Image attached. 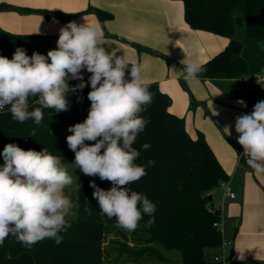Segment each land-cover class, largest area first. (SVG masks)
<instances>
[{
  "label": "clouds",
  "instance_id": "clouds-1",
  "mask_svg": "<svg viewBox=\"0 0 264 264\" xmlns=\"http://www.w3.org/2000/svg\"><path fill=\"white\" fill-rule=\"evenodd\" d=\"M104 44L98 26L70 21L59 29L57 46L46 56L36 51L29 56L21 47L11 59L0 55V111L7 108L13 120L23 123L31 119L39 125L43 109L52 108L56 113L69 110L66 94L75 91L69 80H80L76 86L80 90L90 85L88 115L67 129L71 135L66 142L80 172L112 185L105 190L94 180L90 182L101 214L131 232L144 216L150 217L148 225L155 222V203L129 187L155 165L152 159L136 163L140 151L134 147L150 123L141 113L152 103L153 95L140 65L127 55L109 51ZM193 51L183 50L185 58L180 62L183 78L190 83L198 82L203 71L200 62L192 58ZM84 71L90 73L87 82ZM31 99L39 107L29 110ZM237 103L247 107L242 99ZM225 130L231 135L229 128ZM235 132L246 163L264 174V100L250 113L235 117ZM141 147L147 150L151 145ZM0 156V245L10 235L28 248L45 239L59 245L63 240L60 233L71 226L67 217L74 207L64 191L74 180L63 158L47 148L25 150L15 143L6 144Z\"/></svg>",
  "mask_w": 264,
  "mask_h": 264
},
{
  "label": "trees",
  "instance_id": "trees-1",
  "mask_svg": "<svg viewBox=\"0 0 264 264\" xmlns=\"http://www.w3.org/2000/svg\"><path fill=\"white\" fill-rule=\"evenodd\" d=\"M185 20L194 29L206 30L230 38L227 47L211 58L201 72L207 76L240 78L258 73L264 67V0H183ZM0 8H11L0 4ZM27 11H31L27 9ZM40 12L50 15L46 10ZM103 20L112 15L104 10H95ZM55 14H62L56 12ZM237 14L244 19L242 35H236ZM56 42L47 35L14 34L0 28V55L9 59L17 47L27 54L36 51L47 55L56 48ZM252 53V55L250 54ZM90 73L83 72L84 81ZM80 80H69L71 88L66 94L70 108L56 113L55 109H43V120L37 125L29 119L23 123L13 120L10 111H0V153L4 146L15 143L22 149L40 151L47 148L50 153L63 158V163L74 162L75 154L67 145L70 126L83 122L90 108L87 98L90 85L80 90ZM153 100L141 115L150 120L134 144L140 151L136 163L146 164L149 159L155 165L146 169L147 175L129 185L144 194L156 205L155 222L144 216L139 222L146 225L148 240L157 241L167 249L180 252L178 264H223L206 253L207 248L223 245L220 208L209 200V192L229 176L219 163L204 135L192 138L185 128L183 118L171 113V97L163 92L157 82H148ZM264 100V90L248 92V105ZM39 107L35 99L30 100L29 110ZM145 143L151 145L144 150ZM3 158L0 156V165ZM102 189L112 187L99 177H88L79 171L77 214L67 218L70 227L60 233L62 242L57 245L52 239L38 242L31 248L18 243L13 236L0 245V264H107L104 242L108 228L116 223L101 214L93 199V181ZM90 212H86L85 209Z\"/></svg>",
  "mask_w": 264,
  "mask_h": 264
},
{
  "label": "crops",
  "instance_id": "crops-1",
  "mask_svg": "<svg viewBox=\"0 0 264 264\" xmlns=\"http://www.w3.org/2000/svg\"><path fill=\"white\" fill-rule=\"evenodd\" d=\"M0 4L11 5L0 8V28L5 31L47 35L56 42L59 29L70 21L94 25L103 31L109 51L139 64L144 81L157 82L171 97L170 112L184 119L192 138L204 135L229 176L227 189L234 197L221 185L208 193L211 204L220 208L228 248H207L206 253L224 256L226 264H264V174L246 163L235 132V117L252 111L242 77L200 73L198 82L190 83L184 80L180 63L183 50L191 48L192 58L204 65L227 47L229 37L189 26L183 0H0ZM96 9L112 16L101 20ZM236 18V35H242L243 16ZM241 99L247 107L237 103Z\"/></svg>",
  "mask_w": 264,
  "mask_h": 264
},
{
  "label": "rangeland",
  "instance_id": "rangeland-1",
  "mask_svg": "<svg viewBox=\"0 0 264 264\" xmlns=\"http://www.w3.org/2000/svg\"><path fill=\"white\" fill-rule=\"evenodd\" d=\"M252 55V53H250ZM244 83V82H243ZM72 175L74 183L67 187L65 194L71 199L74 207L67 218H74L77 214V194L79 169L74 162L64 163ZM218 192V190H217ZM149 233L146 225L139 223L134 231H125L111 224L104 242V253L107 264H178L181 261L180 252L167 249L157 241L148 240ZM223 246L228 248L227 243Z\"/></svg>",
  "mask_w": 264,
  "mask_h": 264
},
{
  "label": "built area",
  "instance_id": "built-area-1",
  "mask_svg": "<svg viewBox=\"0 0 264 264\" xmlns=\"http://www.w3.org/2000/svg\"><path fill=\"white\" fill-rule=\"evenodd\" d=\"M242 80L244 82V88L247 93L252 89L263 91L264 90V67L258 73L243 76ZM220 185L225 188L226 195H229L230 197L235 196L234 192H231L227 189V181H222ZM215 225L220 226V223L216 222ZM213 260L222 261L223 264H226V258L221 255L214 256Z\"/></svg>",
  "mask_w": 264,
  "mask_h": 264
},
{
  "label": "water",
  "instance_id": "water-1",
  "mask_svg": "<svg viewBox=\"0 0 264 264\" xmlns=\"http://www.w3.org/2000/svg\"><path fill=\"white\" fill-rule=\"evenodd\" d=\"M209 200H211V196H209Z\"/></svg>",
  "mask_w": 264,
  "mask_h": 264
}]
</instances>
